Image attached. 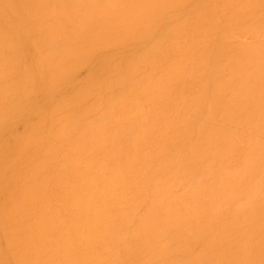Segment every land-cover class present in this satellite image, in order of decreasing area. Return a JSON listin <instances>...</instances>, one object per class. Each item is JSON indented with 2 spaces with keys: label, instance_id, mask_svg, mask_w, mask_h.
<instances>
[{
  "label": "bare ground",
  "instance_id": "obj_1",
  "mask_svg": "<svg viewBox=\"0 0 264 264\" xmlns=\"http://www.w3.org/2000/svg\"><path fill=\"white\" fill-rule=\"evenodd\" d=\"M0 264H264V0H0Z\"/></svg>",
  "mask_w": 264,
  "mask_h": 264
}]
</instances>
